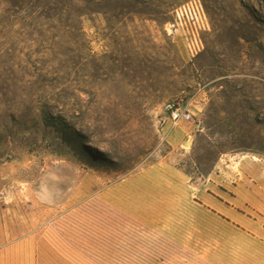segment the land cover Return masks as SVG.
<instances>
[{
	"label": "rangeland",
	"instance_id": "obj_1",
	"mask_svg": "<svg viewBox=\"0 0 264 264\" xmlns=\"http://www.w3.org/2000/svg\"><path fill=\"white\" fill-rule=\"evenodd\" d=\"M0 264H264V0H0Z\"/></svg>",
	"mask_w": 264,
	"mask_h": 264
},
{
	"label": "built area",
	"instance_id": "obj_2",
	"mask_svg": "<svg viewBox=\"0 0 264 264\" xmlns=\"http://www.w3.org/2000/svg\"><path fill=\"white\" fill-rule=\"evenodd\" d=\"M188 8L198 9V4L196 2H191L188 4ZM196 50V49H194ZM191 49V53H194ZM166 117L163 118V123L169 121L174 125L179 123H188L193 120L194 114L191 112L188 106H183L181 103H168L165 106Z\"/></svg>",
	"mask_w": 264,
	"mask_h": 264
}]
</instances>
